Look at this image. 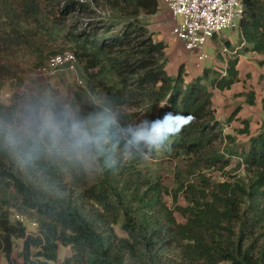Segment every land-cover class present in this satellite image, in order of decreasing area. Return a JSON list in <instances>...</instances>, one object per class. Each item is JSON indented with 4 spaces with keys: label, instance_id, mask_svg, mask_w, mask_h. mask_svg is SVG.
<instances>
[{
    "label": "trees",
    "instance_id": "obj_1",
    "mask_svg": "<svg viewBox=\"0 0 264 264\" xmlns=\"http://www.w3.org/2000/svg\"><path fill=\"white\" fill-rule=\"evenodd\" d=\"M34 1L0 0V32L19 45L43 36L42 26L30 21L40 20ZM159 10L160 0H65L63 17L78 14L81 27L51 26L45 34L65 38L75 51L76 69L78 62L82 66L84 86L65 108L86 116L112 107L125 125L138 122L137 113L142 119L166 112L191 117L166 149L151 155L177 161L176 187L170 189L147 161L123 151L114 164L105 154L95 160L50 154L28 162L0 132V264H54L61 247L71 253L63 264H264V118L255 135L248 119L239 120L243 128L235 132L249 136L248 150L240 152L235 136H223L213 105V92L241 81L239 57L212 78L205 70L186 82L184 64L171 77L167 44L149 29ZM241 30L248 44L244 52L264 56L263 0L245 1ZM59 52L49 59L64 54ZM247 104L255 106L254 92ZM240 112L237 107L227 124ZM14 113V107L0 105L3 122ZM219 140L227 143L226 151L215 148ZM233 157L244 170L232 176L226 169ZM216 167L225 177L211 182L204 171ZM14 210L39 227L30 231L15 220ZM17 250L22 263L14 257Z\"/></svg>",
    "mask_w": 264,
    "mask_h": 264
},
{
    "label": "rangeland",
    "instance_id": "obj_2",
    "mask_svg": "<svg viewBox=\"0 0 264 264\" xmlns=\"http://www.w3.org/2000/svg\"><path fill=\"white\" fill-rule=\"evenodd\" d=\"M65 0H35L37 5V11L39 12L40 20L31 18V24L33 27L39 25L42 26L43 36H33L28 38V43L25 45H19L18 40L9 39L7 36L0 32V105L12 106L15 108V117L18 113L17 110L21 103L25 99H36L37 97L48 94L56 102L59 107H66L73 99L76 88L83 87L84 82L82 76V66L78 62L77 69L74 70H62L54 76L47 74H41L38 67L44 64L47 59L52 56L53 52L60 51L59 53L75 52L70 43L65 38L52 39L45 31L48 27H53L56 31L61 28L75 29L84 20L80 18L78 14H73L65 18L62 15L64 9ZM161 1V0H160ZM100 14V12H97ZM40 21V22H39ZM182 21L181 17H177L174 21V25ZM172 22V20H170ZM167 20H164L161 24L157 21L150 19L149 29L156 39V36L163 38L164 40H170L172 42L170 50L168 51L170 63L168 64L167 71L171 77H175V73H178V69L182 60L186 67L185 77L189 79H195L197 75H202L205 70L209 73V78L214 77L215 71L219 69L224 70L226 63L239 55L243 57L241 59L240 70L243 73L242 79H245V83L249 81L250 87L242 86L243 84H237L231 91L226 90L222 93L215 91V97L213 99V105L216 110V116L218 120H221V127L223 128V136L232 135L237 139V150H248L249 148V136L238 135L235 130L242 129L243 124L234 122L228 123V118L232 115L233 111L237 107H241V113L243 119L250 121V129L252 135L257 134L260 129L261 122H263L264 113L262 111V100L264 98V63L262 60H257L254 54H247L242 49H238L242 39L241 22L236 21L237 28L235 30H224L222 34L212 40L204 51L207 54V59L203 62H199L190 52H188L183 43L180 41H174L172 36L171 26L168 30ZM227 42L231 43V47L227 46ZM247 76V78L245 77ZM207 79V78H206ZM81 82V83H80ZM246 89V90H245ZM249 92H254L256 96L255 106H249L247 104V95ZM137 112V111H136ZM138 121L142 120V114L137 113ZM4 122L0 118V126ZM231 125V126H230ZM227 146L226 142L217 141L215 148L221 152ZM120 157L124 154L119 153ZM151 166L152 171L163 177V181L170 188L176 187L174 169L176 166L175 160H163L161 156L150 157L146 160ZM241 163L239 157H233L231 159V165L226 169L227 172L233 175L241 174L244 167L239 168L238 164ZM204 173L209 177L211 182L223 181L225 174L219 170L218 167L207 169ZM193 179V178H192ZM165 200L168 207L173 208V201L170 197L166 196ZM179 204L186 205V202L182 196H180ZM16 210L13 213L16 214ZM176 218L180 223H185L186 218L180 213L176 212ZM13 220V219H12ZM14 221V220H13ZM37 221L36 219H27L26 226L28 229L34 230L30 222ZM116 231L120 236L123 233L119 227H116ZM18 250L14 254V257L19 263L22 260L18 257ZM70 250L66 247L60 248L59 259L57 263L63 264L67 256H69ZM53 264V263H52Z\"/></svg>",
    "mask_w": 264,
    "mask_h": 264
},
{
    "label": "clouds",
    "instance_id": "obj_3",
    "mask_svg": "<svg viewBox=\"0 0 264 264\" xmlns=\"http://www.w3.org/2000/svg\"><path fill=\"white\" fill-rule=\"evenodd\" d=\"M17 113L0 126V132L28 162L50 154L93 160L105 154L114 164L118 151L146 161L154 151L166 149L170 137L191 122L190 116L166 112L125 125L112 107L82 116L78 109L59 107L48 94L25 99Z\"/></svg>",
    "mask_w": 264,
    "mask_h": 264
},
{
    "label": "built area",
    "instance_id": "obj_4",
    "mask_svg": "<svg viewBox=\"0 0 264 264\" xmlns=\"http://www.w3.org/2000/svg\"><path fill=\"white\" fill-rule=\"evenodd\" d=\"M246 0H164L174 19L182 21L174 25L172 36L183 43L185 49L199 62L207 59V45L219 37L224 30H235L236 21L241 22L245 15ZM77 58L73 52H65L49 59L46 65L39 68L41 74L54 76L61 69H76ZM81 83V82H80ZM15 220L26 224L27 218L16 214ZM33 229L39 227L31 221Z\"/></svg>",
    "mask_w": 264,
    "mask_h": 264
},
{
    "label": "crops",
    "instance_id": "obj_5",
    "mask_svg": "<svg viewBox=\"0 0 264 264\" xmlns=\"http://www.w3.org/2000/svg\"><path fill=\"white\" fill-rule=\"evenodd\" d=\"M264 1V0H263ZM152 20H153V22L154 21H157V22H159L160 24L162 23V22H164V20H167L168 21V24L167 25H165L164 23H163V25H165V26H168V30H169V28L172 26V27H174V21H175V19H174V17H173V15L171 14V12H170V10L168 9V7L166 6V4H165V2H164V0H161L160 1V10H159V12L156 14V15H154L153 17H152ZM170 20H172V22H170ZM242 34V33H241ZM155 40H157V41H163L164 43H166L167 44V49H166V54H167V57H168V59H169V55H168V51L170 50V47H171V44H172V42H170V40L168 41V40H164L163 38H159V37H157L156 36V39ZM174 41L176 40V39H173ZM241 40H243V41H241V43H240V45L238 46V49H246V47L248 46V44H246L245 43V41H244V39H243V37H242V39ZM176 41H178V40H176ZM231 44V43H230ZM244 51V50H243ZM243 54H245V58H247L246 56H247V54H254V56H255V58L257 59V60H260V59H263L264 60V56H262V55H259V54H256V53H254V52H245V53H243ZM238 57H239V65H238V70H239V72H240V82L239 83H237V84H243L242 86L244 87V86H248V87H250V83H249V81H248V83L246 82L245 83V79L243 78L242 79V75H243V73L241 72V70H240V64H241V59L244 57H240L239 55H237ZM170 60H171V58L169 59V63H170ZM262 60V61H263ZM182 64H185L184 63V60H182V62H181V65ZM186 65V64H185ZM169 73V72H168ZM185 74H187L186 73V67H185ZM169 75H170V73H169ZM177 75V73H175V76ZM198 76H200V75H197V76H195L194 78H196V77H198ZM246 78H247V76H245ZM185 80H186V82H190V81H192L193 79H191L190 81H189V79L188 78H186L185 77ZM237 84H235L233 87H232V89L235 87V86H237ZM231 89V90H232ZM231 90H229V91H231ZM246 90V89H245ZM219 92V91H218ZM214 93V96H213V99H214V97H215V92H213ZM220 93V92H219ZM222 93V92H221ZM243 120V118H242V113L240 112L239 114H238V116H237V121H234V123L235 124H237V123H240V121L239 120ZM231 125H232V123H231ZM230 125V126H231Z\"/></svg>",
    "mask_w": 264,
    "mask_h": 264
}]
</instances>
